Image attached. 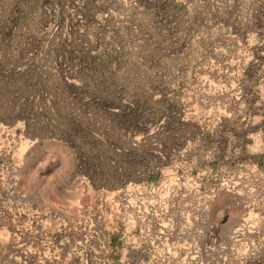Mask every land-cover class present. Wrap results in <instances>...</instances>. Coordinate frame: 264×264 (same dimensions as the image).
<instances>
[{
  "label": "rangeland",
  "instance_id": "obj_1",
  "mask_svg": "<svg viewBox=\"0 0 264 264\" xmlns=\"http://www.w3.org/2000/svg\"><path fill=\"white\" fill-rule=\"evenodd\" d=\"M0 264H264V0H0Z\"/></svg>",
  "mask_w": 264,
  "mask_h": 264
},
{
  "label": "bare ground",
  "instance_id": "obj_2",
  "mask_svg": "<svg viewBox=\"0 0 264 264\" xmlns=\"http://www.w3.org/2000/svg\"><path fill=\"white\" fill-rule=\"evenodd\" d=\"M22 199V198H21ZM32 208V207H31ZM136 208V207H135ZM24 209V208H23ZM21 209L19 219H22L24 216H26V210ZM35 211L31 209V214H34ZM37 213V212H36ZM21 221V220H20Z\"/></svg>",
  "mask_w": 264,
  "mask_h": 264
}]
</instances>
